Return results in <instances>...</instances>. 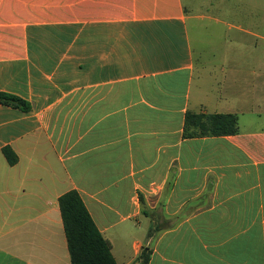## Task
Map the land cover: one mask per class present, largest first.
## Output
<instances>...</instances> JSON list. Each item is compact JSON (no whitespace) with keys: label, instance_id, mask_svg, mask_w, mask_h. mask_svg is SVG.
Masks as SVG:
<instances>
[{"label":"crops","instance_id":"crops-1","mask_svg":"<svg viewBox=\"0 0 264 264\" xmlns=\"http://www.w3.org/2000/svg\"><path fill=\"white\" fill-rule=\"evenodd\" d=\"M204 6L0 0V91L32 106L0 104V264H71L73 190L118 264H264V65L201 73ZM188 112L236 114L239 134L185 138Z\"/></svg>","mask_w":264,"mask_h":264},{"label":"trees","instance_id":"trees-1","mask_svg":"<svg viewBox=\"0 0 264 264\" xmlns=\"http://www.w3.org/2000/svg\"><path fill=\"white\" fill-rule=\"evenodd\" d=\"M0 104L30 112L32 106L24 99L0 91ZM239 134V117L236 114H197L188 112L185 118L184 137H227ZM7 161L14 166L17 155L9 147L3 149ZM71 264H118L111 245L104 238L87 209L80 194L73 190L59 198ZM151 250L144 248L137 264H149Z\"/></svg>","mask_w":264,"mask_h":264},{"label":"rangeland","instance_id":"rangeland-1","mask_svg":"<svg viewBox=\"0 0 264 264\" xmlns=\"http://www.w3.org/2000/svg\"><path fill=\"white\" fill-rule=\"evenodd\" d=\"M261 1L254 11L229 0H215V6H204L200 10L206 17L198 23V38L201 41L199 61L211 66L210 71L201 73L219 75V66L226 57L264 65V0ZM219 2L228 6V14L217 7ZM232 25L234 28H230ZM236 27L248 29L250 33Z\"/></svg>","mask_w":264,"mask_h":264}]
</instances>
